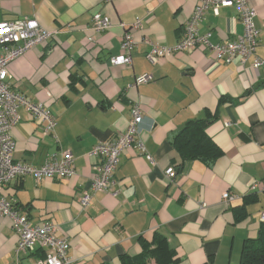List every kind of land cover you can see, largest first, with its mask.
Listing matches in <instances>:
<instances>
[{
	"label": "crops",
	"instance_id": "crops-1",
	"mask_svg": "<svg viewBox=\"0 0 264 264\" xmlns=\"http://www.w3.org/2000/svg\"><path fill=\"white\" fill-rule=\"evenodd\" d=\"M259 32L256 55L264 58V0H249ZM197 0H0V22L35 18L53 38L26 52L7 67L10 87L34 103L48 106L55 119L53 136L43 137L37 122L23 108L12 129V159L39 167L52 154L71 152L77 175L69 179L25 176L4 190L6 199L31 225L50 222L56 236L69 242L70 264H121L135 257L155 233L163 235L177 264H239L245 240L255 239L264 212V68H241L214 60L198 46L190 54L175 53L150 64L148 46L138 44L130 66H112L127 27L136 20L147 37L174 46ZM109 18L111 28L91 31L93 15ZM213 44L234 40L243 26L233 8L215 15L208 10L198 24ZM92 37L93 41H86ZM141 75L153 80L128 89ZM262 84V85H260ZM247 93V94H246ZM220 98L232 102L219 105ZM237 100V103H233ZM143 110L139 135L154 165L129 148L120 157L112 196L96 193L82 210L79 193L89 186L95 161L87 152L125 130L130 107ZM217 113L206 129L222 150L212 168L199 161H182L170 142L187 121ZM229 123V126L225 124ZM168 181L165 170H177ZM257 184V188L254 185ZM233 196L225 203L222 194ZM249 195L246 217L236 221L232 212ZM17 236L10 221L0 217V264H14ZM42 251L20 257L31 264ZM149 264H155L151 261Z\"/></svg>",
	"mask_w": 264,
	"mask_h": 264
},
{
	"label": "built area",
	"instance_id": "built-area-1",
	"mask_svg": "<svg viewBox=\"0 0 264 264\" xmlns=\"http://www.w3.org/2000/svg\"><path fill=\"white\" fill-rule=\"evenodd\" d=\"M100 1L111 2V0ZM223 8H233L236 11L243 26V33L234 40L213 44L210 41L211 34H201L198 24L208 10L217 15L218 11ZM255 16L256 11L250 5L249 0H197L191 16L184 23L179 39L171 47L153 42L145 36L136 39L133 32L142 31L140 20H136L128 27L120 24L124 33L119 44V54L109 58L108 62L112 66H130V54L138 44L148 46L145 57L152 65L159 64L163 59L175 53L190 54L198 46H202L216 61L230 64L237 60L241 68H245L249 62L248 66L257 71L264 68V58L256 55L260 41L259 32L253 23ZM110 28L111 22L107 16L100 13L93 15L90 29L95 35ZM54 35V32L45 30L35 18L23 17L0 22V217L10 221L11 228L17 236L14 264H20L21 256L33 254L36 250H41L42 256L31 264H70L69 242L66 238L56 236V227L50 222L31 225L26 213L19 214L4 195L5 188L12 181L20 180L25 176H31L39 182L42 178L69 179L77 175L74 158L68 150L52 154L39 167L12 159L15 142L11 132L20 121L18 114L20 108H23L37 122L43 137L54 135L56 123L47 105L34 103L11 89L7 67L26 52L44 45ZM262 36L264 46V30ZM86 41L91 42L93 38L87 37ZM152 80L151 75L138 76L128 86V89H135ZM142 118L141 104L133 103L125 130L107 141L95 144L87 152V156L95 161V173L90 178L89 186L79 193L78 204L82 210L89 207L91 198L96 193H108L112 196L118 193L115 190L118 183L114 176L120 157L127 149H134L138 155L145 156L150 164L154 165L138 132ZM225 125L229 126V123ZM164 175L168 181H173L177 173L172 166H169ZM257 187L255 184L254 188ZM222 199L225 203H229L233 196L224 192ZM260 223H264V212L261 213Z\"/></svg>",
	"mask_w": 264,
	"mask_h": 264
},
{
	"label": "trees",
	"instance_id": "trees-1",
	"mask_svg": "<svg viewBox=\"0 0 264 264\" xmlns=\"http://www.w3.org/2000/svg\"><path fill=\"white\" fill-rule=\"evenodd\" d=\"M227 101L232 102L229 98H220L219 105ZM233 103H237V100H233ZM216 119V112H204V116L187 121L172 134L169 140L183 162L199 161L207 168H212L222 157V150L206 134V129ZM180 168L181 165L177 170L174 168L176 173ZM255 198V195H249L243 198L240 206L232 209L236 221L246 217V206L254 202ZM151 261L155 264H177L179 261L168 246L167 239L159 233H155L149 243H143L138 256L121 257V264H149ZM239 264H264V223H260L255 239L244 241Z\"/></svg>",
	"mask_w": 264,
	"mask_h": 264
}]
</instances>
